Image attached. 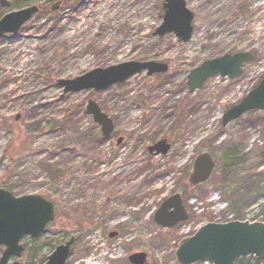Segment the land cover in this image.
Segmentation results:
<instances>
[{
  "label": "rangeland",
  "instance_id": "1",
  "mask_svg": "<svg viewBox=\"0 0 264 264\" xmlns=\"http://www.w3.org/2000/svg\"><path fill=\"white\" fill-rule=\"evenodd\" d=\"M163 2L10 0L4 9L39 7L16 34L0 39V187L14 196L41 195L56 210L38 238L21 241L19 264H44L71 237L65 264H130L128 257L140 252L145 264H179L174 252L181 239L208 222L237 216L234 192L218 183L224 161L234 163L228 180L264 172V113L221 125L224 112L264 74V0H185L193 14L186 43L172 33L153 35ZM120 3L123 12L111 18ZM111 34L116 39H105ZM237 52L254 56L239 77H212L188 93L191 69ZM147 61L166 64L168 71H142L96 93H63L57 85L96 68ZM88 100L112 120L108 138L87 113ZM162 139L169 151L150 155L147 146ZM201 153L216 166L206 183L191 188L188 177ZM175 193L189 218L163 229L153 214ZM252 198L236 205L239 216L264 221V195ZM112 232L117 235L109 238Z\"/></svg>",
  "mask_w": 264,
  "mask_h": 264
},
{
  "label": "water",
  "instance_id": "2",
  "mask_svg": "<svg viewBox=\"0 0 264 264\" xmlns=\"http://www.w3.org/2000/svg\"><path fill=\"white\" fill-rule=\"evenodd\" d=\"M163 1L162 23L153 35L161 37L172 33L179 42H188L193 32V14L186 8L185 0ZM9 5V0H0L1 8ZM38 10L37 6H30L4 14L0 18V38L16 34ZM252 60L253 56L248 52L224 54L205 60L187 74V91L193 93L201 89L208 79L215 76L233 80L242 74L243 65ZM142 71H146L148 76L163 74L168 71V66L153 61L125 62L105 69L96 68L74 79L58 80L57 85L63 88V93L83 90L102 92ZM85 109L100 128L101 136L108 138L114 131L112 120L92 100L87 101ZM249 111H264V75L239 102L224 112L221 125L225 127ZM120 142L121 139H118L117 144ZM169 149L170 145L163 139L149 146L147 151L158 156L165 155ZM214 166L215 163L208 153L198 155L193 161L189 183L196 186L207 181ZM54 218V203L43 196H14L0 187V264H19L16 259L24 251L21 241L25 237L31 240L38 238ZM187 219L188 215L179 194L164 200L153 215L154 222L164 229H171ZM115 235L111 233L109 237ZM73 242L74 238L71 237L57 246L44 264H65ZM250 255L257 260L264 259V225L261 223H207L199 227L192 236L183 238L175 250V259L179 264H235L237 259ZM128 261L131 264H144L146 254L133 253Z\"/></svg>",
  "mask_w": 264,
  "mask_h": 264
},
{
  "label": "trees",
  "instance_id": "3",
  "mask_svg": "<svg viewBox=\"0 0 264 264\" xmlns=\"http://www.w3.org/2000/svg\"><path fill=\"white\" fill-rule=\"evenodd\" d=\"M243 6L241 5L238 9L240 13L243 12V9H242ZM3 13H4V9L0 7V18L3 16ZM250 113H254V112H250ZM260 159L261 161H264V153L261 154ZM233 167H234V163L232 161L230 160L224 161V163L222 164L220 168V170H222V176L218 180V183L221 186H224V185L227 186L226 189L228 193L234 192L231 195V198L234 199L231 210L234 211V213L236 212L237 214V216L234 218L235 220H242L243 216L241 217L239 216V211L236 205H242L243 203H246L247 205H249L253 200L252 195L255 196V199L259 195H264V172L256 173V174H253V175H250L245 178L238 179V180L237 179L228 180L230 176V172L231 170H233ZM199 188L200 186L197 187V189ZM248 199L249 200L251 199L250 203ZM251 258L252 257L240 258L237 260L236 264H252L250 262Z\"/></svg>",
  "mask_w": 264,
  "mask_h": 264
},
{
  "label": "bare ground",
  "instance_id": "4",
  "mask_svg": "<svg viewBox=\"0 0 264 264\" xmlns=\"http://www.w3.org/2000/svg\"><path fill=\"white\" fill-rule=\"evenodd\" d=\"M106 3H107V2H106ZM122 4H123V3H120V4L116 5V6L113 8V10H112V11L110 12V14H109L111 18H114L116 15H119V14H121V13L123 12V11H121V9H122ZM103 7H104V6H101V7H100V10H101ZM144 11H145V9H144ZM147 22H148V21H145V23H147ZM78 26H79V25H77L76 27H78ZM76 27H74V28L72 29L74 32H75V30H76V29H75ZM86 29H87V28L84 27L83 31L86 30ZM70 34H71V33H69L68 35H70ZM112 37H113L114 39H116L115 36H114L113 34L105 36V39H109V40H110ZM124 48H126V47L123 46V49H124ZM123 49H122V50H123ZM80 164H81V161H80ZM80 166H81V165H80ZM120 166H122V165H121V161H120V163H117V164H116V168H119ZM100 172H103V171H100Z\"/></svg>",
  "mask_w": 264,
  "mask_h": 264
},
{
  "label": "flooded vegetation",
  "instance_id": "5",
  "mask_svg": "<svg viewBox=\"0 0 264 264\" xmlns=\"http://www.w3.org/2000/svg\"><path fill=\"white\" fill-rule=\"evenodd\" d=\"M118 139H121V142H123V137H119ZM118 139H117V140H118ZM117 140H116V144H117ZM164 140H165V139H164ZM121 142H120V143H121ZM120 143H119V144H120ZM119 144H117V145H119ZM154 157H155V156H154ZM175 194H180V193H175ZM180 196L182 197L181 194H180ZM112 233H115V234L117 235L116 232H112ZM110 234H111V233H110ZM116 235H115V236H116ZM115 236H114V237H115Z\"/></svg>",
  "mask_w": 264,
  "mask_h": 264
}]
</instances>
